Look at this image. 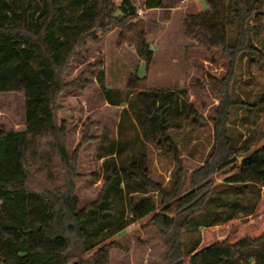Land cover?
<instances>
[{
  "label": "trees",
  "instance_id": "1",
  "mask_svg": "<svg viewBox=\"0 0 264 264\" xmlns=\"http://www.w3.org/2000/svg\"><path fill=\"white\" fill-rule=\"evenodd\" d=\"M186 1L144 0V6L169 11ZM207 2L208 8L185 15L184 34L200 47L222 49L228 71L210 75L220 98L215 139L192 173L193 188L181 194L187 168L171 134L200 115L187 87L150 88L137 67L125 91L109 87L101 69L97 80L106 100L124 107L116 134L106 128L99 137L101 170L92 175L104 183L81 207L79 148L92 135L86 132L69 150L58 113L72 84L65 72L87 38L113 29L149 65L155 50L146 21L133 0H0V92L23 93L26 108L24 130L0 128V264H110L106 241L150 215L162 234L173 236L168 264L189 257L190 264H264V233L201 247L203 227L253 214L264 187V119L259 130L246 132L264 117V0ZM152 143L174 158L171 188L151 175ZM239 160L216 183V174Z\"/></svg>",
  "mask_w": 264,
  "mask_h": 264
},
{
  "label": "rangeland",
  "instance_id": "2",
  "mask_svg": "<svg viewBox=\"0 0 264 264\" xmlns=\"http://www.w3.org/2000/svg\"><path fill=\"white\" fill-rule=\"evenodd\" d=\"M119 4L121 3L120 0ZM138 6V14L145 19L147 39L155 50L153 60L148 65L137 53L136 45L120 41V29L107 33L98 31V38H87L86 45L79 48L77 55L67 71L65 79L70 84L59 98V117L68 129L67 144L73 152L82 142L87 132L92 138L79 148V172L76 179V192L80 205L84 207L97 198L103 185V178L92 175L101 170L102 159L98 157L101 145L100 135L106 128L113 135L123 105L109 103L97 80L101 69L106 71V83L109 87L127 90V81L136 72L147 76L150 88H176L186 86L189 100L194 102L200 112L196 118L184 122L181 128L171 131L181 149V158L185 164L186 178L181 194L193 188V171L204 164L214 143V117L218 113L220 98L211 86L217 82L211 78L223 77L228 71V56L220 48L207 49L197 42L186 38L183 18L187 13L208 8L207 0L186 1L179 8L146 9L144 0H133ZM258 71L257 68H254ZM77 80V81H76ZM84 81L83 86L73 84ZM254 88V86H253ZM255 90V89H254ZM263 118L252 125L255 132L263 126ZM0 128L24 130L26 128L25 96L21 92H0ZM242 159V157H240ZM241 160L216 174V183L240 167ZM175 162L172 155L164 154L151 144V175L171 188L174 180ZM159 200L158 192L151 193ZM140 197V195H136ZM151 215L133 222L126 229L113 235L106 241L110 251V264H168L166 260L167 242L173 236L162 234L157 225L150 221ZM264 233V187L262 198L255 212L247 217L232 219L224 224L203 227L201 247L216 241L236 240ZM91 252L78 256L87 257ZM185 264H190V257Z\"/></svg>",
  "mask_w": 264,
  "mask_h": 264
},
{
  "label": "crops",
  "instance_id": "3",
  "mask_svg": "<svg viewBox=\"0 0 264 264\" xmlns=\"http://www.w3.org/2000/svg\"><path fill=\"white\" fill-rule=\"evenodd\" d=\"M120 1H122V0H120ZM196 2H198L199 0H195ZM116 2H117V0H116ZM200 2V1H199ZM118 4H119V1L117 2ZM151 10V9H150ZM201 10H203V9H201Z\"/></svg>",
  "mask_w": 264,
  "mask_h": 264
},
{
  "label": "built area",
  "instance_id": "4",
  "mask_svg": "<svg viewBox=\"0 0 264 264\" xmlns=\"http://www.w3.org/2000/svg\"><path fill=\"white\" fill-rule=\"evenodd\" d=\"M138 12L141 13V9Z\"/></svg>",
  "mask_w": 264,
  "mask_h": 264
}]
</instances>
